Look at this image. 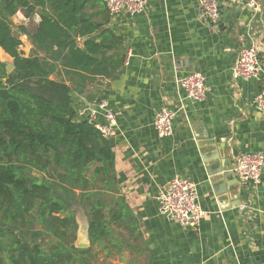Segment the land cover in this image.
Here are the masks:
<instances>
[{
	"label": "crops",
	"instance_id": "0c3cea01",
	"mask_svg": "<svg viewBox=\"0 0 264 264\" xmlns=\"http://www.w3.org/2000/svg\"><path fill=\"white\" fill-rule=\"evenodd\" d=\"M259 1L262 13L255 15L241 0H219L215 26L194 0H148L141 13L111 18L126 59L119 78L103 87L104 101L116 116V168L141 234L125 261L116 259L120 264H264V173L260 184L243 185L227 170L241 153L264 154V112L253 106L263 88L232 75L243 47L255 44L264 62ZM13 22L33 32L41 15L19 12ZM21 41L29 56L31 41L26 35ZM194 72L205 75L210 89L201 103L186 99L178 85ZM87 96L77 97L80 111L89 110L81 117L97 110ZM163 108L176 113L169 138L154 126ZM95 122L106 123L103 112ZM178 175L198 186L205 216L194 229L159 213V193Z\"/></svg>",
	"mask_w": 264,
	"mask_h": 264
},
{
	"label": "trees",
	"instance_id": "16d2710c",
	"mask_svg": "<svg viewBox=\"0 0 264 264\" xmlns=\"http://www.w3.org/2000/svg\"><path fill=\"white\" fill-rule=\"evenodd\" d=\"M19 12L41 15L33 32L14 24ZM110 21L101 0H0V55L14 64L7 73L0 60V264H114L138 246L113 138L77 100L101 103L122 73L124 39ZM78 208L87 249L75 245Z\"/></svg>",
	"mask_w": 264,
	"mask_h": 264
},
{
	"label": "built area",
	"instance_id": "2783aa9c",
	"mask_svg": "<svg viewBox=\"0 0 264 264\" xmlns=\"http://www.w3.org/2000/svg\"><path fill=\"white\" fill-rule=\"evenodd\" d=\"M107 7L111 18L120 14L135 15L145 10L148 0H101ZM200 9L201 16L211 25H217L221 18L219 0H194ZM245 7L251 9L255 15L262 13L259 0H241ZM233 80L257 81L262 91L255 97L253 106L258 112H264V62L260 58L259 49L255 44L240 49L237 60L232 69ZM185 98L194 103L204 102L210 91L206 84V77L201 72H194L178 80ZM97 110L86 117L96 124L98 112H103L105 124L97 127L107 138L116 135V116L108 109V103L102 101L97 104ZM88 109L80 111L85 116ZM176 113L169 108L161 109L154 122L155 130L160 138H169L174 134V120ZM232 171L243 185H256L262 181L264 173L263 153H241L233 163ZM159 213L174 221L184 229H194L200 225L205 212L199 206L198 186L190 178L182 175L174 177L159 193Z\"/></svg>",
	"mask_w": 264,
	"mask_h": 264
},
{
	"label": "water",
	"instance_id": "95a60500",
	"mask_svg": "<svg viewBox=\"0 0 264 264\" xmlns=\"http://www.w3.org/2000/svg\"><path fill=\"white\" fill-rule=\"evenodd\" d=\"M6 64L7 73H11L14 69V64L10 62H4ZM233 165L230 168H227L229 171V176L236 177L235 173L232 171ZM77 223L79 225L78 233H77V240H76V247L80 249H87L91 246L89 240V222L88 218L83 212L81 208H78L77 212Z\"/></svg>",
	"mask_w": 264,
	"mask_h": 264
},
{
	"label": "rangeland",
	"instance_id": "374dc122",
	"mask_svg": "<svg viewBox=\"0 0 264 264\" xmlns=\"http://www.w3.org/2000/svg\"><path fill=\"white\" fill-rule=\"evenodd\" d=\"M24 51V50H23ZM6 54V53H5ZM0 60L1 61H3V62H10V63H13V60L6 54L5 55V57L4 58H2L1 56H0ZM77 212H78V210H77ZM114 264H120L119 262H118V260H115L114 261Z\"/></svg>",
	"mask_w": 264,
	"mask_h": 264
}]
</instances>
